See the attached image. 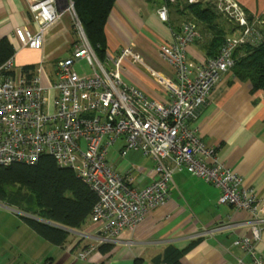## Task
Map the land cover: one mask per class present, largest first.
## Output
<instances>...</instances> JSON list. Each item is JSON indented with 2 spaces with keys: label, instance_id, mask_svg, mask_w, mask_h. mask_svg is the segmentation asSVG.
<instances>
[{
  "label": "built area",
  "instance_id": "2783aa9c",
  "mask_svg": "<svg viewBox=\"0 0 264 264\" xmlns=\"http://www.w3.org/2000/svg\"><path fill=\"white\" fill-rule=\"evenodd\" d=\"M26 1L37 30L32 34L15 28V39L22 46L41 49L45 32L65 11L72 14L78 38L70 54L56 63L54 79L47 87L42 83L41 63L28 73L21 69L17 77L6 74L12 72L13 57L0 66V167L15 162L33 164L49 155L96 193L98 201L90 220L102 226L94 237L96 244L83 248L77 257L87 259L99 245H111L123 230L134 228L148 211L164 204L173 173L186 171L219 189L220 204L250 214V236L233 243L250 256L252 264H261L256 245L264 230V209L241 177L219 161L217 150L205 145L192 124L222 74L234 65L236 48L264 43L256 28L260 22L248 24L244 12L231 4L238 12V16L230 15L238 26L235 32L225 36L215 57L195 63L189 62L187 53L199 37L197 25L186 21L178 30L171 29L170 42L159 48L174 79L155 76L168 94L167 100L157 101L122 80L125 61L143 64L134 46L121 48L101 62L82 32L71 0ZM167 9L163 2L156 10L163 23L169 21ZM81 60L90 66V74L75 70ZM121 141L119 160L129 151L153 160L149 184L136 185L134 172L139 168L135 164L117 172L107 161L110 148Z\"/></svg>",
  "mask_w": 264,
  "mask_h": 264
},
{
  "label": "crops",
  "instance_id": "0c3cea01",
  "mask_svg": "<svg viewBox=\"0 0 264 264\" xmlns=\"http://www.w3.org/2000/svg\"><path fill=\"white\" fill-rule=\"evenodd\" d=\"M218 1L229 6L234 3L243 12L246 10L253 21L264 23V0H201L216 8L227 32L232 29L230 33L235 32V20L230 19L228 7H219ZM27 2L0 0V37L8 38L14 47L12 76L17 77L24 66L35 68L41 63L42 83L47 87L54 79L56 63L70 54L71 44L78 37L72 14L65 11L45 32L41 49L22 46L15 39V28H24L32 34L37 30L28 15ZM163 2L115 0L104 24L105 56L134 46L143 64L125 61L120 73L122 80L157 101L167 100L168 94L155 76L174 79V72L161 57L159 47L171 40L168 22L182 25L169 7V21L159 20L156 10ZM198 34V39L188 46L187 59L191 63L207 57L202 45L210 34ZM217 83L192 124L205 145L217 150L219 161L241 177L264 209V93L252 91L251 82L238 79L231 70L223 73ZM122 146L123 142H118L107 161L117 172L135 164L139 168L134 172L136 185L149 184L153 160L137 151H129L119 160L117 154ZM219 193L208 182L186 171H175L164 204L148 211L134 228L118 234L110 250L97 247L84 260H77V254L96 244L94 237L102 226L100 222L88 219L79 229H69L64 246H57L28 227L20 210L0 201V264H155L153 258L161 256L168 246L183 251L180 264H252L250 256L233 243L250 236V214L220 204ZM260 237L256 254L264 264V230Z\"/></svg>",
  "mask_w": 264,
  "mask_h": 264
},
{
  "label": "trees",
  "instance_id": "16d2710c",
  "mask_svg": "<svg viewBox=\"0 0 264 264\" xmlns=\"http://www.w3.org/2000/svg\"><path fill=\"white\" fill-rule=\"evenodd\" d=\"M114 1L71 0L85 38L101 62L106 52L104 24ZM164 2L175 11L182 24L194 22L200 34H210V39L202 46L207 57H215L225 36L233 31L227 32L216 8L208 3H189L187 0ZM244 14L248 24L252 23L253 17L246 10ZM168 23L172 30L179 29L171 21ZM256 28L264 41V23ZM14 52L9 39L0 37V66L11 59ZM232 57L234 65L229 70L238 79L250 81L252 91L261 90L264 93V43L240 45ZM33 69L34 66L27 65L22 71L28 73ZM6 74L12 75V72ZM0 201L25 214L23 220L39 236L53 245L64 246L69 235L68 229L83 226L90 219L98 199L96 193L72 171L60 167L51 156L42 155L33 164L15 162L0 167ZM111 246L113 244H101L98 249L108 251ZM182 254L183 251L168 246L161 256L153 258V262L180 264Z\"/></svg>",
  "mask_w": 264,
  "mask_h": 264
},
{
  "label": "rangeland",
  "instance_id": "374dc122",
  "mask_svg": "<svg viewBox=\"0 0 264 264\" xmlns=\"http://www.w3.org/2000/svg\"><path fill=\"white\" fill-rule=\"evenodd\" d=\"M218 5H219V7H228V9H227V13L229 14H232V15H234V16H238V12L234 9V8H232L231 6H229V4H227L226 2H224V1H222V2H219L218 1ZM259 25V24H258ZM261 26V25H260ZM75 28V27H74ZM74 32L76 33V35H77V37H78V32H77V30H76V28H75V30H74ZM75 70L77 71V73H79V74H90L91 72H92V70H91V68H90V66L87 64V63H85V61L84 60H81V61H79V63L77 62V63H75ZM49 97H50V94H47L46 95V98H47V100H49ZM118 143V142H117ZM116 143V144H117ZM115 144V145H116ZM114 145V146H115ZM112 148H114V147H112ZM112 148H110V150L112 149ZM56 257H58V256H56ZM79 258L77 257V260H78Z\"/></svg>",
  "mask_w": 264,
  "mask_h": 264
},
{
  "label": "water",
  "instance_id": "95a60500",
  "mask_svg": "<svg viewBox=\"0 0 264 264\" xmlns=\"http://www.w3.org/2000/svg\"><path fill=\"white\" fill-rule=\"evenodd\" d=\"M82 32H83V29H82ZM83 34H84V32H83ZM84 36H85V34H84ZM85 37H86V36H85ZM31 217L36 218V217H34V216H31ZM36 219H39V218H36Z\"/></svg>",
  "mask_w": 264,
  "mask_h": 264
}]
</instances>
